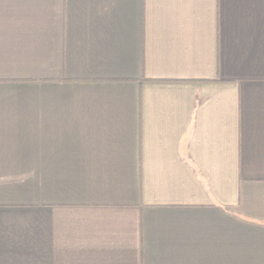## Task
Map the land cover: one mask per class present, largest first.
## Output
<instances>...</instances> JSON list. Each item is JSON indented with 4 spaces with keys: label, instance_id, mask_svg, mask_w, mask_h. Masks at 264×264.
<instances>
[{
    "label": "crops",
    "instance_id": "1",
    "mask_svg": "<svg viewBox=\"0 0 264 264\" xmlns=\"http://www.w3.org/2000/svg\"><path fill=\"white\" fill-rule=\"evenodd\" d=\"M0 264H264V0H0Z\"/></svg>",
    "mask_w": 264,
    "mask_h": 264
}]
</instances>
